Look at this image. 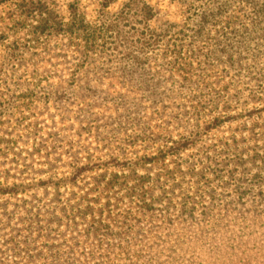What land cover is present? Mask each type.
I'll return each mask as SVG.
<instances>
[{"label": "rangeland", "instance_id": "rangeland-1", "mask_svg": "<svg viewBox=\"0 0 264 264\" xmlns=\"http://www.w3.org/2000/svg\"><path fill=\"white\" fill-rule=\"evenodd\" d=\"M127 1H0V185L27 186L0 193V264H264V17L236 2L147 0L157 37L143 49L139 19L108 26ZM244 29L251 55L230 66ZM189 138L174 159L184 176L158 180L149 155ZM119 178L154 182L158 199L140 214L122 191L117 211L137 219L131 263L84 238L94 213L81 196ZM177 197L206 214L179 228L167 206Z\"/></svg>", "mask_w": 264, "mask_h": 264}, {"label": "trees", "instance_id": "trees-1", "mask_svg": "<svg viewBox=\"0 0 264 264\" xmlns=\"http://www.w3.org/2000/svg\"><path fill=\"white\" fill-rule=\"evenodd\" d=\"M4 1V0H0ZM219 6L218 9L221 12L227 10L229 4H233L234 2L240 3L245 9L251 10L253 13L256 12L258 9L257 14L259 17L263 19L264 15V0H218L217 1ZM109 7V6H108ZM262 8V11L259 8ZM205 12L200 13L197 20L195 34L200 36L203 34L205 30V25L208 20L212 17ZM256 14V15H257ZM156 12L153 7L147 2V0H128L124 6V11L122 15L119 16L117 20L112 21L108 26H113L114 24H119L124 21H131L134 19H139V23H143L145 31L141 34L140 38V46L143 49L149 48L151 46V42L154 38V32L150 28V22L155 18ZM105 25V24H104ZM107 25V24H106ZM118 26L116 27V29ZM114 30V32L116 31ZM247 29H244L241 36L239 37L238 43V50L233 55L227 56L226 62L230 64V66L237 64L240 65L247 59L244 57L245 54L251 55V45L253 43V38L248 37ZM157 34H155V38ZM128 48L135 47V41H130L127 39ZM156 45V39H155ZM153 48L152 51H154ZM223 52V51H222ZM224 53V52H223ZM126 55V56H125ZM123 59H128L132 67L137 66L141 67L145 63L146 58H140L139 56H135L133 54H125ZM143 67V66H142ZM147 90V89H146ZM148 91V90H147ZM212 91V90H211ZM210 93V92H209ZM208 93V94H209ZM159 94V91H158ZM157 90H156V95ZM200 108L196 107L194 114L198 117L200 114L198 110ZM200 118V117H199ZM198 118V119H199ZM192 142L191 138L183 139L180 141H172V146H162L159 147L158 150L149 155L147 162L157 167L159 171L158 180L161 179H172L176 181L178 178H182L184 175L181 170H179V163L174 161V159H180V154L182 153L183 149L188 147ZM173 159L171 164H174L176 170L170 169L169 160ZM86 167H78L79 171L85 170ZM175 169V168H174ZM158 180L156 182H158ZM151 182L144 183L141 185H134L132 183L127 182L126 180H122L121 178L118 179L116 182H97L93 186V188H87L86 193L81 196V201L83 204V208L86 210H91L94 214H89L86 219L89 221V224L92 225L91 229L86 231L85 234V243L91 246H94L98 253L106 254L101 255L103 259L107 255H112L114 259H121L124 258L128 262H132L131 260L134 257H137V253H132L133 248L137 245L133 242L131 235L135 233L134 228L136 226V218H128L127 216H121V213L117 211L118 207H121L124 204L123 194L122 191L126 188L135 191L134 198L138 201L139 211L140 214L146 212L147 214L151 213L153 210L154 205L158 202L154 196H151ZM27 186L21 184H13L11 187L0 185V193L1 194H12V195H20L26 194ZM49 188V187H46ZM141 197L142 199H139ZM213 201H217L216 199H212ZM211 200V203L213 202ZM244 201V200H242ZM135 203V202H132ZM240 208L244 207V202H239ZM168 209L170 211L175 212L178 215V219L181 220L179 228L184 227L188 223H192L196 221V216L200 213L201 215L206 214L207 208L203 204L201 200L195 198H181L179 197L173 198L168 201ZM95 209L99 210V213L95 215ZM142 210V211H141ZM146 215V214H144ZM121 217V218H120ZM120 218V219H119ZM129 219V220H128ZM124 220V223H122ZM130 224V227L127 229L122 226H126ZM132 225V226H131ZM125 228V229H124ZM55 244H52L54 246ZM96 255L95 252H93ZM92 254V255H93ZM97 256H100L97 254ZM108 259V260H107ZM106 260L102 264H112V258L107 257Z\"/></svg>", "mask_w": 264, "mask_h": 264}]
</instances>
